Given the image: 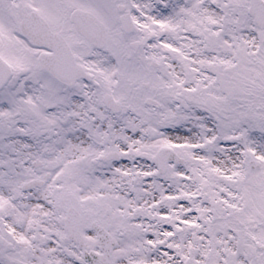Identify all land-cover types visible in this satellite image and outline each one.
I'll use <instances>...</instances> for the list:
<instances>
[{
  "label": "snow or ice",
  "instance_id": "snow-or-ice-1",
  "mask_svg": "<svg viewBox=\"0 0 264 264\" xmlns=\"http://www.w3.org/2000/svg\"><path fill=\"white\" fill-rule=\"evenodd\" d=\"M0 264H264V0H0Z\"/></svg>",
  "mask_w": 264,
  "mask_h": 264
}]
</instances>
